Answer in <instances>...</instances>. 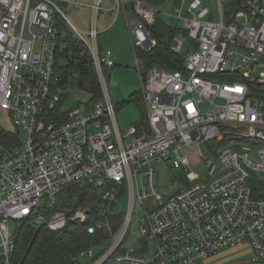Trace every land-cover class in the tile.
I'll use <instances>...</instances> for the list:
<instances>
[{"label": "built area", "instance_id": "obj_1", "mask_svg": "<svg viewBox=\"0 0 264 264\" xmlns=\"http://www.w3.org/2000/svg\"><path fill=\"white\" fill-rule=\"evenodd\" d=\"M171 3L178 68L148 66L141 56L159 46L162 13L151 1L0 0V111L18 134L12 145L0 140L5 264L24 220L52 231L85 224L94 241L76 260L89 264H203L245 245L252 264L264 263V194L256 185L264 180V0ZM62 4L90 9L87 30L69 22ZM106 9L115 14L112 24L124 16L145 101V124L124 130L108 88L118 58L99 41L112 25L98 27ZM71 35L90 51L101 96L62 113L68 89L59 56ZM206 143L215 144L211 156L202 152ZM196 158L205 174L192 170ZM161 162L187 176L167 198L157 186ZM70 186L100 191L97 210L47 216ZM121 198L125 211L117 212Z\"/></svg>", "mask_w": 264, "mask_h": 264}, {"label": "trees", "instance_id": "obj_2", "mask_svg": "<svg viewBox=\"0 0 264 264\" xmlns=\"http://www.w3.org/2000/svg\"><path fill=\"white\" fill-rule=\"evenodd\" d=\"M148 1L155 5L163 2L162 0ZM156 27L159 46L149 53L141 51V56L148 66L158 64L164 68H178L179 58L170 50V41L176 34L177 28L162 17H159ZM59 59L63 64L60 67V74L64 78L66 87L75 81V79L70 80L69 77L78 73L80 77L79 86L91 91V100L101 96L97 74L91 69L93 59H91L86 44L71 35L69 47L59 56ZM67 96L68 94L65 93L61 102L62 105ZM140 97V95H134L132 99L138 100ZM116 108L118 109L117 105ZM145 121L146 119L142 117L137 125H144ZM16 137L18 138V134L0 129V140L4 144L12 145L11 142ZM258 184V192L264 194V180L258 179L256 185ZM100 193L97 189L84 186L67 187L57 195L53 210L46 214L49 216L53 211L72 212L82 204L91 205L93 210H97ZM15 237L16 248L11 255L10 264H82L80 260H76L77 255L94 241V235L87 233L85 224L82 225L75 221H71L66 229L52 231L46 223L33 224L24 220L16 229ZM0 264H5L4 257L0 258Z\"/></svg>", "mask_w": 264, "mask_h": 264}, {"label": "rangeland", "instance_id": "obj_3", "mask_svg": "<svg viewBox=\"0 0 264 264\" xmlns=\"http://www.w3.org/2000/svg\"><path fill=\"white\" fill-rule=\"evenodd\" d=\"M160 4H156L157 10L162 14L161 17L164 20L171 22V16L173 14V7L171 0H162ZM194 0H184L185 8H188L190 3ZM206 5H213L214 0H205ZM62 8L67 16L69 22L74 24L77 28L82 30H87L88 22L90 19V9L85 5L73 4H62ZM101 16L98 22V27L101 30H104L105 27L112 24L115 14L111 13L109 10H102ZM125 28L124 16L118 19L115 24L107 27V31H103L100 34L99 41L102 47L105 49L112 48L115 55L120 54L118 57V64L112 69V75H110L108 80V88H110V93L112 96L113 102L118 106L117 117L119 118V123L124 130L131 124H137L141 121L142 117L145 119V101L142 97V87L140 81V75L136 69L135 59L132 57L130 52L131 43L129 42V36ZM189 42L186 41V48L188 47ZM80 77H77L73 84L67 85V98L61 107V112L65 113L66 111L72 110L79 107V105L84 102H88L92 99L91 91H87L79 86ZM140 95L141 97L136 100L132 97ZM132 99V100H131ZM0 129L5 132H15V127L13 121L11 120L10 114L7 110L3 109L0 111ZM94 127H91L90 132L94 133ZM215 144L206 143L202 146V152L206 156H211L209 152L210 149H213ZM197 157V155H195ZM196 165H193L192 170L201 174L204 173V164L202 159H195ZM171 163H156L157 171V186L159 193L162 198H167L170 194L174 193L177 188L185 181L186 174L181 173L180 170L171 169L168 167ZM98 200H100L98 198ZM85 203V202H84ZM91 209L93 211V206L82 204L79 205L77 210L82 209ZM118 212L125 211V200L124 198L119 199L118 206L116 208ZM141 210L136 212V215H141ZM12 230L15 229L16 223L10 222ZM137 220L132 225V231L136 229ZM138 239L137 234H132L130 241L136 245V240ZM250 247L239 246L224 250L213 258H209L204 261L203 264H252L250 260ZM91 260L81 259L82 264H89ZM107 264H120L119 262L113 260Z\"/></svg>", "mask_w": 264, "mask_h": 264}, {"label": "crops", "instance_id": "obj_4", "mask_svg": "<svg viewBox=\"0 0 264 264\" xmlns=\"http://www.w3.org/2000/svg\"><path fill=\"white\" fill-rule=\"evenodd\" d=\"M173 6V5H172ZM106 28V27H105ZM125 28H126V25H125ZM126 29H128V28H126ZM127 33H128V30H127ZM129 36V35H128ZM121 55V53L119 54H116V56H117V58L119 57ZM118 62H119V58L117 59V64H118ZM213 258V257H212ZM205 262H206V260H205Z\"/></svg>", "mask_w": 264, "mask_h": 264}]
</instances>
